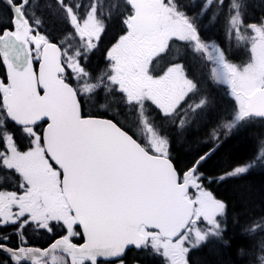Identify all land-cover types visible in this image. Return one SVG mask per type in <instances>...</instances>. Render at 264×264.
I'll list each match as a JSON object with an SVG mask.
<instances>
[{
    "label": "snow or ice",
    "instance_id": "6c2138e0",
    "mask_svg": "<svg viewBox=\"0 0 264 264\" xmlns=\"http://www.w3.org/2000/svg\"><path fill=\"white\" fill-rule=\"evenodd\" d=\"M152 3L166 39L133 69L146 84L137 92L122 50L137 39L138 0H0V264H128L133 251L192 264L195 250L227 243L228 205L208 185L264 165V136L246 160L216 176L205 168L226 140L264 123V14L251 19L249 0ZM52 9L63 25L57 42L45 31ZM221 18L224 40L208 41L204 23ZM113 23L121 32L93 68ZM233 46L250 53L246 64L230 59ZM190 58L228 86L230 112L212 115ZM88 103L97 111L85 112ZM192 136L205 147L178 168L175 141ZM242 231L262 237L252 264H264V216ZM29 233L51 239L36 246Z\"/></svg>",
    "mask_w": 264,
    "mask_h": 264
},
{
    "label": "trees",
    "instance_id": "16d2710c",
    "mask_svg": "<svg viewBox=\"0 0 264 264\" xmlns=\"http://www.w3.org/2000/svg\"><path fill=\"white\" fill-rule=\"evenodd\" d=\"M53 3V0H48ZM47 28L51 31L50 38L57 41L58 32L62 25L56 16L49 13ZM118 24L113 23L107 36H111L117 29ZM119 30L117 29L116 33ZM98 54H96L97 56ZM97 57L96 60H98ZM222 107V109H221ZM213 110L212 115L218 112L229 111L227 107L218 106ZM264 136V126L251 125L243 136L226 140L223 147L215 154L213 159L205 168L207 175L216 176L224 169L246 160L255 149L259 137ZM205 147L199 142V137L191 138L177 137L172 152L175 165L184 167L194 152ZM214 195L223 199L228 205V225L225 240L227 243L213 241L208 251L195 257L194 264H252V254L257 250L258 242L262 238L257 235L250 238L242 231L243 222H247L259 211H264V168L254 167L245 177L215 182L208 185ZM251 220V219H250ZM245 254H241V250Z\"/></svg>",
    "mask_w": 264,
    "mask_h": 264
},
{
    "label": "flooded vegetation",
    "instance_id": "af4514ba",
    "mask_svg": "<svg viewBox=\"0 0 264 264\" xmlns=\"http://www.w3.org/2000/svg\"><path fill=\"white\" fill-rule=\"evenodd\" d=\"M150 5V2H147V6ZM212 20L206 21L203 26V33L204 36L210 41L213 36H216L217 38L221 37L219 33H211L209 31V23ZM145 34L138 35L137 39L131 41L123 50H122V58L124 60L125 66H126V79L128 86L133 89L134 91H139L141 88L145 87V84L142 83V79L138 74H133V69L138 66V63H144L146 59L154 53L156 49H158L160 46H162L163 41L166 39L165 31L163 30V16L161 13L160 17V23L159 25H155L153 23ZM63 30V25H61L59 32L61 34ZM162 35V37L160 36ZM160 36V37H159ZM111 37V36H109ZM112 39L108 38L107 41L102 45V47L99 49V53L96 56L92 57L91 64L92 67L95 68L97 65L100 67L104 66L103 62V55H104V49L108 48L111 43ZM97 57H99L98 60ZM189 72L191 73V76L196 77L198 79H201L203 74L202 70L199 71L201 68V65L198 61L192 60L190 58L189 60ZM0 79H6V71L4 67H0ZM210 91V92H209ZM206 92L210 96V98L213 101V110L219 109L218 106H223V90L221 87L217 84L215 86H212L210 90L206 89ZM85 107L88 109L87 113L95 112L94 107L91 105V103H88L85 105ZM222 109V107H221ZM219 113V112H218ZM20 135V144L22 147L27 146V141L23 139L21 134ZM174 135V134H173ZM29 238L32 244L36 246H45L49 243L51 236L50 235H33L32 233H29ZM74 240H79V237H74ZM204 253V250L202 251ZM197 252L192 256V259L197 256ZM137 260L141 262V264H153V258L151 256H145L140 255L137 257V254L135 251L129 253L128 256V264H137ZM192 264L193 261H192Z\"/></svg>",
    "mask_w": 264,
    "mask_h": 264
},
{
    "label": "rangeland",
    "instance_id": "374dc122",
    "mask_svg": "<svg viewBox=\"0 0 264 264\" xmlns=\"http://www.w3.org/2000/svg\"><path fill=\"white\" fill-rule=\"evenodd\" d=\"M249 3L251 4V7H250V9H249V13H248V15H249V17L251 18V19H256V18H258V14L260 13H262V14H264V6H262V4H261V0H249ZM209 31L211 32V33H219V35L221 36V37H219V38H217L216 36H213V38L210 40V42H213V41H215V42H221V41H223L224 40V21H223V19L221 18V19H218V20H212L210 23H209ZM239 53H242V54H245V53H249L248 51H247V49L246 48H244V47H235V46H233V47H231L230 49H229V55L230 54H235V55H237V54H239ZM249 56H250V53H249ZM246 58V57H245ZM247 63V62H246ZM223 85V84H222ZM223 86H225V92H226V94H227V97H228V99L229 100H232L233 102H234V100L229 96V94H228V92H229V89H228V86L227 85H223ZM258 215H256V216H253L252 218H250L251 220L253 219V218H256V219H259L261 216H264V211H259L258 213H257ZM228 217V216H227ZM250 219L249 220H247V222H243L244 224H246V223H248L249 221H250ZM229 221V220H228ZM228 231V230H227Z\"/></svg>",
    "mask_w": 264,
    "mask_h": 264
},
{
    "label": "water",
    "instance_id": "95a60500",
    "mask_svg": "<svg viewBox=\"0 0 264 264\" xmlns=\"http://www.w3.org/2000/svg\"><path fill=\"white\" fill-rule=\"evenodd\" d=\"M141 0H138V4H139V6H140V2ZM140 17H139V20L138 21H136L135 22V24L137 23V22H142V21H144V15H145V13H146V9L142 6V4H141V6H140ZM38 68V67H37ZM57 105L59 106V107H63V105H64V94L63 93H61L59 96H58V98H57ZM22 107H26L25 105H22ZM28 110H31L30 108L28 109Z\"/></svg>",
    "mask_w": 264,
    "mask_h": 264
}]
</instances>
